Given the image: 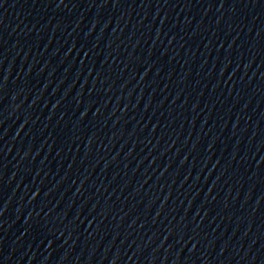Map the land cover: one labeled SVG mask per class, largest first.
Wrapping results in <instances>:
<instances>
[{
	"label": "water",
	"instance_id": "1",
	"mask_svg": "<svg viewBox=\"0 0 264 264\" xmlns=\"http://www.w3.org/2000/svg\"><path fill=\"white\" fill-rule=\"evenodd\" d=\"M0 264H264V0H0Z\"/></svg>",
	"mask_w": 264,
	"mask_h": 264
}]
</instances>
